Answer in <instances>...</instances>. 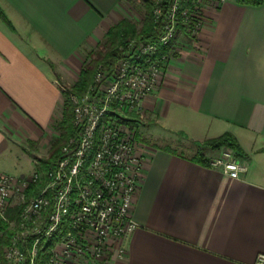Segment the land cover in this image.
<instances>
[{
  "label": "crops",
  "instance_id": "0c3cea01",
  "mask_svg": "<svg viewBox=\"0 0 264 264\" xmlns=\"http://www.w3.org/2000/svg\"><path fill=\"white\" fill-rule=\"evenodd\" d=\"M0 10V172L12 173L31 164L25 140L44 146L55 133L60 79L77 75L83 50L128 10L123 0H0ZM202 24L173 51L145 117L190 142L230 133L244 171L229 178L192 160L196 148L182 154L147 143L153 134L145 130L136 228L122 260L110 242L96 264H253L264 254V4L206 5Z\"/></svg>",
  "mask_w": 264,
  "mask_h": 264
},
{
  "label": "built area",
  "instance_id": "2783aa9c",
  "mask_svg": "<svg viewBox=\"0 0 264 264\" xmlns=\"http://www.w3.org/2000/svg\"><path fill=\"white\" fill-rule=\"evenodd\" d=\"M224 1L170 0L165 13L155 8L154 17L163 26L155 42L129 40L113 70L108 72L101 67L83 94L62 88L72 106L74 135L44 171L35 170L27 177L15 179L22 195L30 185H43L27 199L17 216L18 230L11 236L5 256L7 264H24V240L38 219L40 227L33 231L34 239L27 249L29 264H35L40 240L55 234L60 237L49 248L46 264H69L82 255L101 260L110 242L114 243L116 258L122 260L126 240L136 228L131 210L142 173L139 143L130 138L125 128L143 114L145 99L162 79L174 51L172 42L178 26L197 34L202 28L204 7ZM169 45L173 49L162 52ZM208 167L219 169L232 179L244 171L229 149L210 158ZM12 180L0 176V219L5 224L9 223L6 206ZM61 227L66 228L62 234ZM253 264H264V254H257Z\"/></svg>",
  "mask_w": 264,
  "mask_h": 264
},
{
  "label": "trees",
  "instance_id": "16d2710c",
  "mask_svg": "<svg viewBox=\"0 0 264 264\" xmlns=\"http://www.w3.org/2000/svg\"><path fill=\"white\" fill-rule=\"evenodd\" d=\"M239 4L250 5V6H259L264 4V0H235ZM144 7V17L142 20L141 27L139 29L135 28V25L130 22L128 19H120L113 26H111L107 32L104 34V38L102 42L98 43L95 47L98 49L94 51H90L87 53L88 57L91 58L90 62L84 63L81 69L78 72L77 80L72 84V86L68 87V92L74 93L76 95L83 94L88 86L93 82L95 68L100 65L106 71L111 72L114 68V65L117 59L121 56V49H124L129 40L134 39L137 41H147V42H155L163 32V26L161 20H156L154 17V9L161 8L162 12L165 13L168 6L170 5V0H142ZM0 19L3 22H7L5 16L0 10ZM178 30L183 31V27L181 25L178 26ZM172 47L169 45L168 47L162 48V52H167L171 50ZM93 56V58L91 57ZM66 97V94H65ZM67 101V100H66ZM71 104L65 102L63 104L62 110V122L60 124V128H62L63 134L59 140L53 142L52 145V153L48 160H43L39 164V168L41 171H44L48 165H50L54 160H56L59 156L58 147L60 140L64 139L68 135L74 134V127L72 125V121H70V108ZM192 144L196 148V152L191 157L192 160L201 163L204 166H208V159L204 156V151L211 150L216 151L220 149H229L236 156H239V146L237 141L230 133H223L217 137L208 138L201 142L192 141ZM43 182L38 184L30 185L26 191V200L39 191ZM22 205L18 207H14L8 211V215L10 219L15 220L21 211ZM7 225L0 219V231L6 233L9 237L12 235L10 230L6 229ZM65 227H61V234L65 232ZM60 234V235H61ZM59 235H54L50 239L42 238L39 243V252L36 257V264H46L48 259V250L51 248L59 239ZM34 237H29L26 241V245L22 247V252L24 254L25 262L24 264H29V258L27 254V249L30 248ZM3 244H8V237L0 238V255H1V247ZM41 252L42 255H41ZM40 255V256H39ZM39 256V257H38ZM0 264H5V262L1 259Z\"/></svg>",
  "mask_w": 264,
  "mask_h": 264
},
{
  "label": "rangeland",
  "instance_id": "374dc122",
  "mask_svg": "<svg viewBox=\"0 0 264 264\" xmlns=\"http://www.w3.org/2000/svg\"><path fill=\"white\" fill-rule=\"evenodd\" d=\"M123 1H124V5L126 6L128 12L125 13L126 16H125V18H122V19H128L130 22H132L135 25L136 29H139L141 27L142 20L144 17V7H143L142 0H123ZM190 24H193V21H191ZM190 24H188V26ZM201 24H202V20H201ZM197 34H193V32L188 31L185 28H183V31H180L177 29L176 38L172 42V46L174 47V51L177 53V51H181L182 48L185 49L184 47L187 46L188 40L194 39L197 36ZM96 49H98V48L93 47L91 49L83 50V54H82L83 58H84L83 64L88 63L91 60V58L88 57L87 53L90 51H94ZM175 52L171 53L170 56L174 57ZM91 57L93 58V56H91ZM53 68H54L55 72H57L56 67H53ZM100 68H101L100 65L96 66L95 74ZM77 78H78V73H77V75H75V73H73V74L71 73L69 75V77L60 79V85L65 90H68V87L72 86V84L77 80ZM63 98H64L63 99V104H64L65 102H67L66 97H65V93H63ZM69 109H70V121H72V106ZM62 110H63V105L61 107L60 114H58V117L54 122V132L55 133L52 135V137H50V140L46 145L40 146V145H36L35 143H33L29 140H25V142L22 146V149L24 152V156L27 157V160H32L31 164L28 163V165L24 169H22V170L16 169L17 171H12V173L0 172V176H7V177L13 178V180L11 181L12 182L11 183L12 189L10 191L9 199H8L7 206H6V213H7L6 217H7L8 222H9V223H6V225H7L6 229L10 230L12 232V235L16 234V232L18 230L17 225L15 223L17 218L15 220L10 219V217L8 215V211L11 210L12 208L16 207V206L18 207L19 205H22L23 203L27 202L25 195H26V191L28 189L27 188V189L23 190V195H22V193H20L22 189L20 191H18L16 189L18 187V181H16L15 179L20 178V177H27L35 170L41 171V169L39 168V164L43 160L49 159L50 154L52 153V150H53L52 149L53 142L56 140H59L61 138V135L63 134L64 130H62V128H60V124L62 122V113H63ZM127 125H128V127L125 129L129 130L130 138L134 139L138 143H139L140 138L144 139V138H142L143 134H144L143 132L150 130L149 132H152L153 136L151 139H149V138L144 139V140H146L147 143H151L152 141H155L160 145H168L169 147L174 148L176 151L181 152L182 154H190L189 148L195 149V146L192 144V142L186 141L185 138L179 136L177 133H171V132L166 131L165 129H163L161 127L162 124L159 125L155 122L154 118H150V117L146 118L144 111L140 117L134 118L133 120L128 122ZM145 125L147 126V129L144 128ZM73 135L74 134L68 135L64 139L60 140V142L58 144L59 145L58 152H60L61 148L67 142H69V140L73 137ZM221 150H223V149H221ZM33 161H35V162H33ZM32 164H34L35 166L32 167ZM19 173H22V175H18ZM40 222H41V219H38L34 222V224L32 226L29 227V230H28L29 235L24 241H27V239L29 237H31L33 231L36 228L40 227ZM0 233H1L0 238L2 236L6 237V238L8 237V244L2 245L1 255H0V262L2 259L5 262V264H7L5 256H6V253L8 252V250L10 248V240H11L12 235L9 237L6 233H3L2 231H0ZM42 253L43 252H41V255H42ZM73 260L79 261L80 264L87 263V262H88L87 264H96L97 262H100V261H95L94 259H92L90 256H87V255L86 256H84V255L79 256V258H74ZM73 260H70L71 264H73Z\"/></svg>",
  "mask_w": 264,
  "mask_h": 264
}]
</instances>
